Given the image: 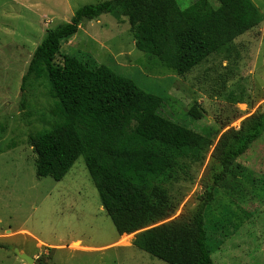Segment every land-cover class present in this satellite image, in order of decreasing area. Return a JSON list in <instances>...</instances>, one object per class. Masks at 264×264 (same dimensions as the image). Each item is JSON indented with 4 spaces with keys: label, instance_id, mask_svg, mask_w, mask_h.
Returning <instances> with one entry per match:
<instances>
[{
    "label": "rangeland",
    "instance_id": "rangeland-1",
    "mask_svg": "<svg viewBox=\"0 0 264 264\" xmlns=\"http://www.w3.org/2000/svg\"><path fill=\"white\" fill-rule=\"evenodd\" d=\"M103 1L0 0V264H27L16 249L35 260L48 257L51 264H165L136 249L135 234L116 233L82 157L59 182L36 176L29 138L56 123L54 99L44 80L30 79L21 92V79L47 30L69 21L78 8ZM197 1L176 0L181 10ZM251 1L262 22L236 38L229 53L213 55L185 75L137 51L123 16L85 20L61 43L57 63L73 56L89 67L103 65L161 98L163 118L198 134L207 128L215 133L195 163L163 150L181 179L168 189L172 211L152 226L186 219L204 194L220 136L264 111V0ZM194 106L200 119L188 115ZM204 227L212 264H264V133L217 188Z\"/></svg>",
    "mask_w": 264,
    "mask_h": 264
},
{
    "label": "trees",
    "instance_id": "trees-1",
    "mask_svg": "<svg viewBox=\"0 0 264 264\" xmlns=\"http://www.w3.org/2000/svg\"><path fill=\"white\" fill-rule=\"evenodd\" d=\"M198 0L181 10L176 0H106L85 5L67 22L46 31L21 79L44 80L54 99L52 128L29 138L36 176L61 181L83 158L102 209L118 235L135 234L133 246L165 264H212L204 227L206 209L236 160L264 133V111L245 118L218 139L198 206L185 220L154 225L172 211L168 189L181 179L165 149L190 163L203 158L214 131L198 134L159 115L162 99L103 65L89 67L61 56L63 41L85 20L126 17L135 49L178 75L213 55L230 52L233 41L262 22L251 0ZM188 115L200 119L192 107ZM162 146V150L153 147ZM164 150V151H163ZM35 264H51L40 256Z\"/></svg>",
    "mask_w": 264,
    "mask_h": 264
},
{
    "label": "water",
    "instance_id": "water-1",
    "mask_svg": "<svg viewBox=\"0 0 264 264\" xmlns=\"http://www.w3.org/2000/svg\"><path fill=\"white\" fill-rule=\"evenodd\" d=\"M15 254L17 255V257L19 259L23 260L27 264H34L35 263V260L32 257H29L28 255H26L24 253H19V251L17 249L15 250Z\"/></svg>",
    "mask_w": 264,
    "mask_h": 264
},
{
    "label": "crops",
    "instance_id": "crops-1",
    "mask_svg": "<svg viewBox=\"0 0 264 264\" xmlns=\"http://www.w3.org/2000/svg\"><path fill=\"white\" fill-rule=\"evenodd\" d=\"M3 249H5V248H0V250H3ZM27 255V254H26ZM29 256V255H28ZM30 257V256H29ZM10 259V258H9ZM4 261L6 260V259H3ZM21 260V259H20ZM35 260V259H34ZM37 260V259H36ZM36 260H35V263H36ZM10 261H11V259H10ZM0 263H2V260H0ZM34 263V264H35Z\"/></svg>",
    "mask_w": 264,
    "mask_h": 264
}]
</instances>
